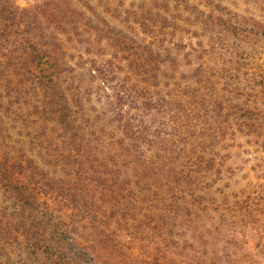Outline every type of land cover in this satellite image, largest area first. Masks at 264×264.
<instances>
[{
	"label": "trees",
	"instance_id": "16d2710c",
	"mask_svg": "<svg viewBox=\"0 0 264 264\" xmlns=\"http://www.w3.org/2000/svg\"><path fill=\"white\" fill-rule=\"evenodd\" d=\"M228 3L0 0V264L208 227L264 256V0Z\"/></svg>",
	"mask_w": 264,
	"mask_h": 264
},
{
	"label": "rangeland",
	"instance_id": "374dc122",
	"mask_svg": "<svg viewBox=\"0 0 264 264\" xmlns=\"http://www.w3.org/2000/svg\"><path fill=\"white\" fill-rule=\"evenodd\" d=\"M243 3L244 0H229L227 6L240 14L252 15L254 10ZM258 54V62L264 69V50ZM211 57L214 58L213 55ZM257 90L259 93L260 90ZM260 102L261 99H258L257 106L264 108V100L261 105ZM251 162L245 163L246 167L253 164ZM241 173L240 171L239 174ZM230 229L222 227L214 230L208 227L195 231H174L171 235L163 234L160 238L171 242L155 239L154 245L146 249L144 254L154 256L159 264H264L263 255L262 258L255 256L253 249L248 254L240 248L241 243L234 242L240 240L242 235H237V231ZM236 235L237 239L233 237Z\"/></svg>",
	"mask_w": 264,
	"mask_h": 264
}]
</instances>
